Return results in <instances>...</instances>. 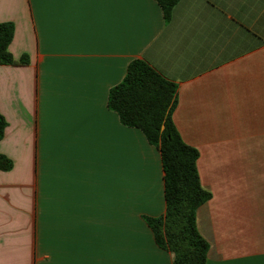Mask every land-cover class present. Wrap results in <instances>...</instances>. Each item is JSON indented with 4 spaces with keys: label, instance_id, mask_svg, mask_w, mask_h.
I'll list each match as a JSON object with an SVG mask.
<instances>
[{
    "label": "crops",
    "instance_id": "0c3cea01",
    "mask_svg": "<svg viewBox=\"0 0 264 264\" xmlns=\"http://www.w3.org/2000/svg\"><path fill=\"white\" fill-rule=\"evenodd\" d=\"M0 264H173L144 218L163 216L158 150L107 108L128 64L177 88L197 150L206 264H264V0H0Z\"/></svg>",
    "mask_w": 264,
    "mask_h": 264
},
{
    "label": "trees",
    "instance_id": "16d2710c",
    "mask_svg": "<svg viewBox=\"0 0 264 264\" xmlns=\"http://www.w3.org/2000/svg\"><path fill=\"white\" fill-rule=\"evenodd\" d=\"M168 23L180 0H154ZM11 23H0V65L15 63L8 51L13 39ZM20 64H27L22 61ZM177 88L143 60H132L122 81L108 93L107 108L121 125L139 130L154 146L161 160L165 211L157 218H144L155 244L173 255V264H206L208 244L196 227V211L210 199L199 183L195 162L198 152L181 139L172 119ZM6 121L0 113V140ZM13 163L0 154V172Z\"/></svg>",
    "mask_w": 264,
    "mask_h": 264
},
{
    "label": "rangeland",
    "instance_id": "374dc122",
    "mask_svg": "<svg viewBox=\"0 0 264 264\" xmlns=\"http://www.w3.org/2000/svg\"><path fill=\"white\" fill-rule=\"evenodd\" d=\"M23 56H25V57H24V59H23L22 61H26V62H28V61H29V55L24 54V55H22L18 60H16V59L12 56V54H11V57H12V59H13L14 62H15V61H18V62H19Z\"/></svg>",
    "mask_w": 264,
    "mask_h": 264
}]
</instances>
